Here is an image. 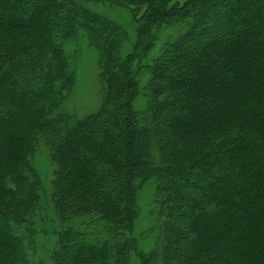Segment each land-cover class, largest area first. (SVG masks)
Listing matches in <instances>:
<instances>
[{
	"label": "trees",
	"instance_id": "1",
	"mask_svg": "<svg viewBox=\"0 0 264 264\" xmlns=\"http://www.w3.org/2000/svg\"><path fill=\"white\" fill-rule=\"evenodd\" d=\"M84 1L131 12L133 37ZM165 27L139 87L132 63ZM0 33V264H30L40 232L52 264H129L132 250L140 264H264V0H0ZM82 40L102 99L76 118L63 92ZM138 132L155 160L146 250L128 180L146 165ZM40 142L49 192L31 162Z\"/></svg>",
	"mask_w": 264,
	"mask_h": 264
},
{
	"label": "rangeland",
	"instance_id": "2",
	"mask_svg": "<svg viewBox=\"0 0 264 264\" xmlns=\"http://www.w3.org/2000/svg\"><path fill=\"white\" fill-rule=\"evenodd\" d=\"M184 1L185 0H168V4H182ZM84 5L91 8L92 10L103 12L112 19L124 24V26H126L127 29L132 32L131 37H133L134 31L132 30H134V25L131 12H128L123 8L109 9L108 7L102 5V3H94L91 1H84ZM168 33H174V29L172 27H165L153 32V36L156 39L154 45L146 53L143 51L138 52L139 57L133 61L132 68L135 71L136 79L139 81V87H142L149 78V71L146 68V65L150 59L158 54L160 50L161 39ZM0 38L2 37L0 36ZM126 50H130V43L128 44V48ZM67 51L72 61V65L70 67L74 70V79L68 90L63 92L65 97L63 99L62 108L66 114H70L76 118H83L89 114L95 113L101 105L102 86L99 82L97 54L95 50L88 45L86 40H82L78 43L74 42V46L70 45L67 48ZM143 106L144 99L141 95H139L133 102V108L136 110L141 109ZM134 134L135 151L137 153L135 152L136 156L133 158L135 161L138 159L143 161L146 160V165L143 166L141 171L133 172V170L128 175V180L138 188L136 194L138 214L133 220L132 235L136 237L137 245L141 249L146 250L151 249V246L154 244V236L153 234L150 236L149 231L155 218V215L153 214L154 211H152V207L154 206L152 203L154 185L151 182V178L143 179V177L148 174V171H152L150 169L155 165V160L149 155L151 149L147 147V136L140 132ZM146 150H148L147 155H143V151ZM147 159H150V161H147ZM152 159L153 161H151ZM31 162L37 173L41 176V178L44 179V191L49 192V180L53 177V170L55 169V166L51 162L48 149L43 142H40L37 148L34 149L31 156ZM139 167L140 164L137 163L134 169H139ZM135 174L141 175L135 176ZM42 205L44 207L42 208V211L40 212L41 214L39 215L41 217L45 214L43 213L45 211V205L43 202ZM50 215H52V212L49 211V216ZM45 216L48 215L45 214ZM45 235L44 233L42 234V232L36 235L38 240L36 243V250L34 252L29 251L30 264H52L49 260L50 250H48L46 247L49 243V239L48 237H45ZM73 240H75L74 237ZM54 249L55 246L52 247V250ZM129 264H140L138 260V253L136 251L134 252V250L131 252ZM172 264L176 263L174 262Z\"/></svg>",
	"mask_w": 264,
	"mask_h": 264
}]
</instances>
